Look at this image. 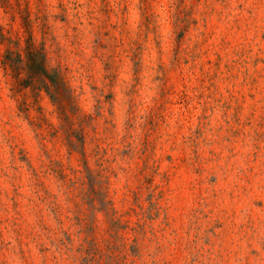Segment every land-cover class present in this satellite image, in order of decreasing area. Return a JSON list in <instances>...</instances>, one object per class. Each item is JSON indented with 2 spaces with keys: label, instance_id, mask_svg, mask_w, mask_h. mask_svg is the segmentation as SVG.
Listing matches in <instances>:
<instances>
[{
  "label": "rangeland",
  "instance_id": "obj_1",
  "mask_svg": "<svg viewBox=\"0 0 264 264\" xmlns=\"http://www.w3.org/2000/svg\"><path fill=\"white\" fill-rule=\"evenodd\" d=\"M0 264H264V0H0Z\"/></svg>",
  "mask_w": 264,
  "mask_h": 264
}]
</instances>
